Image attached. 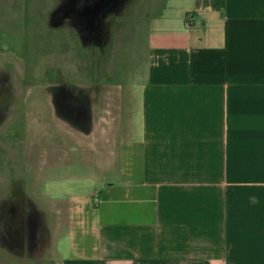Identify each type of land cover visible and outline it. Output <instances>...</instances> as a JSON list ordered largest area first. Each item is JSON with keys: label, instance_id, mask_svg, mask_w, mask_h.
Instances as JSON below:
<instances>
[{"label": "crops", "instance_id": "1", "mask_svg": "<svg viewBox=\"0 0 264 264\" xmlns=\"http://www.w3.org/2000/svg\"><path fill=\"white\" fill-rule=\"evenodd\" d=\"M54 14L82 40L131 23L147 61L142 78L60 85L82 105L57 120L88 173L57 172L51 204L30 202L46 232L32 247L53 242L58 264H264V0H58Z\"/></svg>", "mask_w": 264, "mask_h": 264}, {"label": "rangeland", "instance_id": "2", "mask_svg": "<svg viewBox=\"0 0 264 264\" xmlns=\"http://www.w3.org/2000/svg\"><path fill=\"white\" fill-rule=\"evenodd\" d=\"M57 1L0 0V62L17 67L13 69L10 97L15 93V97L20 95L23 100L15 119L12 115V123L0 133V264H58L60 257L54 255L51 239L49 246L48 241L38 243L40 247H32L35 240L46 243V232L42 230L41 240L30 237L28 216L19 213L18 201L23 199L19 195L27 194L26 199L33 203L42 198L52 200L50 186L57 172L63 176L88 173L85 162L90 152L78 145L67 130L60 128V125L67 126V122L61 118L60 123V118L52 117L51 106L41 96V85L46 84L47 79L52 82L57 75L86 78V82L94 83L103 79L113 84L132 76H144L147 39L133 36L131 23L126 24L127 31L119 33L118 22L110 47L94 53L82 47L80 38L69 37L54 28ZM43 91L49 96L53 92L51 88ZM57 137L63 141L60 151L53 149ZM57 157L64 164L53 167L52 160ZM41 180L40 187L36 188L37 181ZM7 188L12 189L13 195L20 193L11 198L17 208L12 219L7 214L10 198L3 193ZM47 217L51 220V214Z\"/></svg>", "mask_w": 264, "mask_h": 264}, {"label": "flooded vegetation", "instance_id": "3", "mask_svg": "<svg viewBox=\"0 0 264 264\" xmlns=\"http://www.w3.org/2000/svg\"><path fill=\"white\" fill-rule=\"evenodd\" d=\"M84 41L88 42L90 40H94V41H105L110 45L112 43V37H109V38H102V39H83ZM81 39V41H83ZM102 49H108V48H102ZM13 69H17V67H15V65H12L11 63L9 62H6V61H1L0 62V74L1 73H4V87H2L0 85V116L4 115L5 111L9 108L10 109V106H11V97H10V88H9V83L5 82L7 81V75L6 74H10L13 72ZM48 78V77H47ZM87 79L86 78H62V77H59V75H57L53 80L52 82H49V79H47L46 81V84H43L41 85V91H42V94L41 96L46 98L45 100H47V102L49 103V105L51 106V113H52V117H55L57 118V115L61 112H64L63 110H67V109H64L63 106H61L60 104V98H62V96L60 97L59 94H63L65 92H67V90L63 89V88H60L61 86L60 85H63V84H68V83H81V82H85ZM6 87V88H5ZM5 88V89H4ZM51 88V90H53L52 92V95L49 96V94L47 95L46 93H44L43 90H46V89H49ZM49 91V90H48ZM47 91V92H48ZM5 92V93H3ZM23 100H21V97L20 95L17 96L16 98V103L14 104L13 108H12V112H11V117L12 115H14V119L15 117L17 116V113H18V108L23 105L22 104ZM7 103V104H6ZM2 104V105H1ZM4 105V106H3ZM82 106V105H81ZM79 106V105H76V108L73 109V113L71 116H74V113L76 111V109H78L79 107L81 108L82 110V107ZM62 108V109H61ZM75 110V111H74ZM23 111L20 110V113H22ZM63 114V113H61ZM66 114V112H65ZM13 119V120H14ZM13 120H8V122L0 129V133L5 130L11 123ZM29 162V161H28ZM11 188H7V189H4L3 190V193L4 195L6 196H9L10 198V201H9V210H7L9 212V218L12 219L14 214H16L17 212V208H16V203L14 201L11 200L12 197H17V195H19L20 193H16L17 195H13ZM14 192H17V191H14ZM4 196V197H6ZM20 197H23L21 195H19ZM20 203V206L25 208L24 210H26L27 212L26 213H21L19 211V213H21V215H25V216H28L27 218L29 219L28 222L31 221L32 219V216L34 214V210H33V206L32 204L26 200V199H22L20 201H18ZM23 218V216H21ZM25 219V218H24ZM25 221V220H24ZM27 221V220H26ZM34 224H35V221L33 220ZM33 222H30L29 225H33ZM25 223V222H24ZM35 228V227H34ZM34 233V232H33ZM35 236V234H34ZM35 238V237H34ZM34 240V239H33ZM36 242V240H35Z\"/></svg>", "mask_w": 264, "mask_h": 264}, {"label": "water", "instance_id": "4", "mask_svg": "<svg viewBox=\"0 0 264 264\" xmlns=\"http://www.w3.org/2000/svg\"><path fill=\"white\" fill-rule=\"evenodd\" d=\"M6 75H7V81H5V82L6 83L7 82L9 83V88H10L14 84L13 83V76H14V74L12 72V73L6 74ZM3 76H4V73H1L0 74V85L2 87H4V78H3ZM67 89H68V87H67ZM10 90H12V89H10ZM11 96H13L12 97L13 99L11 98V103H10L11 106H10V109L8 108L5 111L4 115H2L0 117V129L8 122V120L11 119V112H12V108H13L14 104L16 103L17 95L15 97V93H14ZM59 96L60 97L62 96V98H60V104H61V106H63L64 109H67V110H63L64 112H62V110H61L60 113H63V115L66 116V117L67 116H71L72 113H73V109L76 108V105H78V101H77L78 97H77V94L74 91H68L67 90V92H65L63 94L60 93ZM65 112H66V114H65ZM74 115H75V113H74ZM72 117H74V116H72ZM36 217L37 216L34 213L30 222H33V220H34L35 221V224L33 222V225H29V227H28V231H29V234H30V237L31 238H33L34 237V234H35L33 232H35V228L34 227L36 225V220H35ZM30 222H28V223L30 224Z\"/></svg>", "mask_w": 264, "mask_h": 264}, {"label": "bare ground", "instance_id": "5", "mask_svg": "<svg viewBox=\"0 0 264 264\" xmlns=\"http://www.w3.org/2000/svg\"><path fill=\"white\" fill-rule=\"evenodd\" d=\"M5 88H6V87H5ZM5 88H4V89H5ZM3 93H5V92H3ZM9 95H10V94H9ZM6 104H7V103H6ZM1 105H2V104H1ZM3 106H4V105H3ZM0 111H1V110H0ZM0 117H1V116H0ZM53 160H54V159H53ZM53 163H54V162H53ZM3 255H4V254H3Z\"/></svg>", "mask_w": 264, "mask_h": 264}]
</instances>
